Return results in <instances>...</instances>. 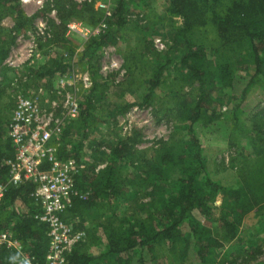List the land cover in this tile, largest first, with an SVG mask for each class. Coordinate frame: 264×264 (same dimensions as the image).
Returning a JSON list of instances; mask_svg holds the SVG:
<instances>
[{
	"label": "trees",
	"instance_id": "1",
	"mask_svg": "<svg viewBox=\"0 0 264 264\" xmlns=\"http://www.w3.org/2000/svg\"><path fill=\"white\" fill-rule=\"evenodd\" d=\"M165 2L168 16L180 22L175 25L178 41L175 47L163 52V60L150 67L143 101L149 103L164 86L163 77L171 66L172 78L180 91L171 97L170 111L179 130L149 152L136 149L139 135L131 133L118 136L103 157L97 152L89 153V169L85 171L83 167L76 178L77 186L89 189V195L84 199L73 198L71 206L61 215L66 222L84 229L86 236L73 247L65 264H160V257L167 258V264H184L189 238L196 243V258L204 262L209 249L221 248L238 237L239 224L250 212H257L264 221V135L258 124L253 122L254 129L250 130L254 135L245 137L250 149L246 152L243 147L239 151L242 157L237 173L239 180L230 185L209 176L203 146L193 127L201 122L217 124L219 117L214 111H208V105L216 99L230 103V91L238 71L250 76L238 97L240 101L232 105L234 129L241 125L236 107L247 88L256 84L264 90V0ZM127 6V0H113L105 22L107 29L98 30L84 41L79 61L87 67L91 87L79 103L77 117L64 125L59 157H74L81 164L80 150L82 140L88 136L92 104L107 88L98 71V54L110 28L119 30L126 26ZM53 8L58 22L51 23L57 41L64 36L70 20L93 12L91 4H77L72 0H53ZM3 10L12 17L17 32L27 28L30 19L22 10L20 0H0V12ZM9 33L0 27V63L7 57L9 42L13 41V37L6 41ZM68 68L69 65L55 62L40 75L62 74ZM134 69V65L129 66L130 73ZM192 85L197 86L196 94L184 91ZM214 90L218 91L215 99ZM4 92L0 83V98ZM130 106L132 103H126L120 110ZM9 116L3 119L0 115L2 183L8 173L4 161L13 157L7 130L2 128L8 126ZM74 130L81 131V141L69 152L67 143ZM100 163L103 167L96 170ZM33 189L30 181L6 186L0 199V230L13 233L23 251L32 258V264H44L47 228L34 218L39 208L32 196ZM129 192L132 205L139 208L127 217L118 199ZM218 196L222 199L219 207L215 205ZM92 212L99 221L85 227L82 221L91 217ZM100 238L104 239L102 243ZM91 246H98L97 256L87 253L86 249ZM20 259L21 253L16 250H0V264H22Z\"/></svg>",
	"mask_w": 264,
	"mask_h": 264
},
{
	"label": "rangeland",
	"instance_id": "2",
	"mask_svg": "<svg viewBox=\"0 0 264 264\" xmlns=\"http://www.w3.org/2000/svg\"><path fill=\"white\" fill-rule=\"evenodd\" d=\"M72 1L77 4H91L93 12L89 13L90 15L85 14L81 19L70 20L66 24L64 36H60V41L54 39L55 29L51 23L58 22L53 0H20L21 8L30 20L27 28L18 32L14 29L10 14L4 10L0 12V27L11 31L5 37L6 41L13 37V41L9 42L7 55L11 57L10 63L6 64L7 57L0 63V83L5 88L0 98V115L3 119L11 115L14 99L19 90L32 92L42 87L43 91L49 93L55 84L56 75L41 76L40 74L52 67L53 63L69 65L68 73L75 77L77 83L81 82V75L88 72L86 65L79 61L84 49V41L90 35H94L96 28L102 22H106L109 17L106 16V9L108 7L110 11L113 0ZM127 4L126 26L119 30L111 27L106 43L98 54V71L107 88L102 97L94 99L90 111L92 116L86 131L88 136L82 140L84 143L80 150L81 164L86 168L85 171L89 169V153L97 152L103 157L102 154L108 153L109 145L118 136L137 133L139 142L136 149L149 152L175 135V130H179V124L174 121V115L170 111V104L173 103L171 97L175 96V92L180 91L172 78L171 66L163 77L164 86L155 92L150 102L145 104L143 97L147 91L146 81L149 78L150 67L163 60V52L178 41L175 36V25H179L180 22L177 18L168 16L165 11V0H127ZM68 25L74 27L68 28ZM33 43L36 46L33 48L30 60L20 63L27 59L29 47ZM173 57L175 58V54ZM110 61H116L119 67L111 68ZM131 65L135 67L132 73L129 70ZM249 76V73L243 71L236 73L230 91L232 97L230 103L216 99L208 105V111H214L219 117L217 124L209 125L201 122L193 126L203 146L209 176L224 185L234 184L239 180L237 173L242 158L239 151L243 147L246 152L250 149L245 137L254 135L250 130L253 122L258 124L264 135V90L256 84L247 88L242 101L236 107L241 125L238 129L232 126V105L240 101L238 97L246 87ZM23 78L26 80L23 81ZM196 87L192 85L186 87L184 91L196 94ZM79 89L81 101L90 88L81 90L79 87ZM217 94L218 91L214 90L212 97L215 99L214 95ZM126 103H132V106L121 111ZM2 128L7 130L6 126ZM80 136L81 131L74 130L71 133L67 143L69 152L74 145L77 147L80 143ZM101 167L103 164L100 163L95 169ZM131 196L132 193L129 192L123 199H118V203H122V213L127 217L139 208L132 205ZM221 200L220 196L216 197L217 207L220 206ZM100 211L102 213L103 209H99ZM93 214L94 212L90 213L91 217H85L82 221L85 227L99 221L95 220ZM205 225L210 226L206 223ZM99 233L101 234L100 231ZM238 233V237L225 246L209 249L204 262H199L196 258V243L193 238H189L184 264H264L262 217L257 212H250L241 220ZM95 247H88L86 251L93 248L96 252L98 248ZM167 261V258H159L160 264H167Z\"/></svg>",
	"mask_w": 264,
	"mask_h": 264
},
{
	"label": "built area",
	"instance_id": "3",
	"mask_svg": "<svg viewBox=\"0 0 264 264\" xmlns=\"http://www.w3.org/2000/svg\"><path fill=\"white\" fill-rule=\"evenodd\" d=\"M73 27L68 25V28ZM105 27L102 22L96 32ZM35 46V43L30 45L27 59L20 63L30 60ZM10 59V56L6 58V64ZM109 66L119 67L116 61H110ZM80 80L77 83L73 75L64 72L54 76L55 84L49 93L42 87L32 92L19 90L7 126L13 157L4 161L8 173L6 181L0 182V199L8 184L17 186L25 181L34 184L32 196L39 208L34 218L47 228L48 247L44 264H65L73 247L86 236L84 229L66 222L61 216L71 206L73 198L84 199L89 195V189H80L76 184L83 165L78 164L74 157H59L57 154L65 123L75 119L79 113V87L81 90L91 87L87 71ZM1 249L16 250L21 253L22 264H32V258L8 229L0 230Z\"/></svg>",
	"mask_w": 264,
	"mask_h": 264
},
{
	"label": "crops",
	"instance_id": "4",
	"mask_svg": "<svg viewBox=\"0 0 264 264\" xmlns=\"http://www.w3.org/2000/svg\"><path fill=\"white\" fill-rule=\"evenodd\" d=\"M99 240H100L101 243L104 241L103 238H100ZM103 246H104V244H103ZM103 246H102V247H103ZM91 247H94V246H91ZM96 247L98 248V246H96ZM96 247H95V248H96ZM101 249H103V248H101ZM87 253H89L90 255H93V256H97V255L99 254V248L97 249L96 252H95L94 249L92 248L90 251H87Z\"/></svg>",
	"mask_w": 264,
	"mask_h": 264
}]
</instances>
